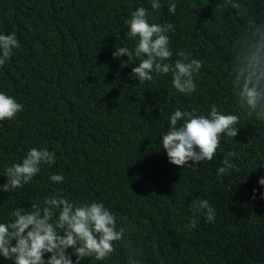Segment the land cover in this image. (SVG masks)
<instances>
[{
	"label": "trees",
	"instance_id": "1",
	"mask_svg": "<svg viewBox=\"0 0 264 264\" xmlns=\"http://www.w3.org/2000/svg\"><path fill=\"white\" fill-rule=\"evenodd\" d=\"M169 2L160 0L150 22L174 26L173 61L182 49L203 62L192 94L178 93L171 74L152 73V81L139 83L130 78L134 64L120 67L127 56H112L115 46H133L123 20L137 7L151 9L150 0H0V33L15 32L20 42L0 67V91L24 105L12 120L0 121V185L5 166L29 148H47L56 161L41 165L22 188L0 191V222L16 207L42 205L44 196L59 193L104 202L117 226L131 230L126 241L114 242L109 260L81 264H130L129 246L139 264H264V186L258 184L264 163L256 169L264 161V122L237 107L229 75L244 27L264 24V0H236L244 15L227 0H174L173 15ZM212 104L241 117L238 135L221 139L222 149L237 153L240 171L229 170L222 180L219 149L212 161L181 169L159 144L176 108L206 114ZM50 173L64 182L51 181ZM199 199L216 209L214 223L193 210ZM192 218L195 229L188 227ZM0 264L11 262L0 257Z\"/></svg>",
	"mask_w": 264,
	"mask_h": 264
},
{
	"label": "clouds",
	"instance_id": "2",
	"mask_svg": "<svg viewBox=\"0 0 264 264\" xmlns=\"http://www.w3.org/2000/svg\"><path fill=\"white\" fill-rule=\"evenodd\" d=\"M227 2L237 10V15L246 14L242 3ZM150 5L151 9L137 7L123 20V26L127 28L125 35L133 41V46H115L112 56L126 55L127 60L121 61L120 67L134 64L130 78L139 83L152 81V73L171 74L172 85L178 93L192 94L197 91L194 74L200 71L203 62L182 49L176 51L178 58L172 60L169 32L175 30L174 26L150 22L152 14L162 7L160 0H150ZM176 8L174 0L167 5V11L173 15ZM19 48L15 32L0 33V67ZM229 75L237 107L247 118L264 122V24L250 21L244 27L236 40ZM23 109L22 103L0 91V121L12 120ZM240 119V115L225 113L216 104H212L206 114L196 108L191 111L176 108L168 118L167 129L160 133L159 144L169 162L181 169L212 161L219 149L223 158L216 175L222 180L229 170L240 171L233 162L238 158L237 153L221 148L223 136L234 139L238 135ZM55 162V153L47 148H29L19 162L5 166L3 176L7 179L0 185V191L9 193L22 188L40 173L41 165L52 166ZM261 163L264 161H260L256 169ZM49 179L57 184L64 182L59 173H50ZM258 184L264 186V175L258 178ZM231 187L229 184L228 191ZM261 198L264 199V193ZM194 203L193 210L206 222H215L216 209L207 199ZM10 217L0 222V257L11 264H81L90 258L109 260L116 252L114 242L126 241L125 232L131 231L123 225L117 226V215L104 202L70 201L59 193L44 196L42 205L30 201V207H16ZM188 227H197L196 218L190 219ZM127 253L130 264H139L138 260L132 259L136 255L134 248L129 246Z\"/></svg>",
	"mask_w": 264,
	"mask_h": 264
}]
</instances>
